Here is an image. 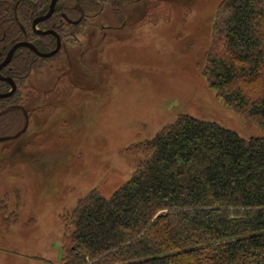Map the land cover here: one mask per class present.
I'll use <instances>...</instances> for the list:
<instances>
[{
	"label": "trees",
	"instance_id": "16d2710c",
	"mask_svg": "<svg viewBox=\"0 0 264 264\" xmlns=\"http://www.w3.org/2000/svg\"><path fill=\"white\" fill-rule=\"evenodd\" d=\"M73 1L95 14L115 2ZM155 1L138 23L170 19L167 1ZM49 2L20 0L23 23L29 25ZM12 3L0 0V22L14 26L7 30L11 38L18 35ZM78 29L63 22L55 30L70 47L77 45ZM34 36L28 40L41 51L55 44L52 36ZM32 58L29 50L16 52L11 65L22 78ZM202 75L220 103L264 126V0L219 3ZM64 82L73 87L67 74L59 78ZM8 88L0 82V93ZM20 100L18 92L0 99V132L20 122L18 109L5 108ZM47 107L53 111V104ZM125 151L142 157L129 180L109 198L90 191L61 216L58 264H264V138L244 139L216 123L180 114L153 138ZM7 198L0 197L2 233L17 219Z\"/></svg>",
	"mask_w": 264,
	"mask_h": 264
},
{
	"label": "rangeland",
	"instance_id": "374dc122",
	"mask_svg": "<svg viewBox=\"0 0 264 264\" xmlns=\"http://www.w3.org/2000/svg\"><path fill=\"white\" fill-rule=\"evenodd\" d=\"M166 1L170 19L157 23H138L155 0L105 5L77 34L83 61L75 56L68 64L59 55L31 71L27 84L60 95L52 99L53 111L38 113L45 98L41 90L31 96L26 131L0 142V197L7 194L9 211L17 214L0 232V264H58L61 216L92 190L109 198L142 159L125 150L180 114L244 139L264 138V126L220 103L202 75L222 0ZM64 69L72 88L57 80ZM14 128L23 129L19 122L6 131Z\"/></svg>",
	"mask_w": 264,
	"mask_h": 264
},
{
	"label": "flooded vegetation",
	"instance_id": "af4514ba",
	"mask_svg": "<svg viewBox=\"0 0 264 264\" xmlns=\"http://www.w3.org/2000/svg\"><path fill=\"white\" fill-rule=\"evenodd\" d=\"M10 1L13 2L12 3L13 4L12 10H13V15H14V21L16 24L15 28H17V30H18L17 31L18 35L14 36L13 38L7 37L8 36L7 30L9 28H14V26L12 27V25H9V23L7 21L2 20L0 22V82L6 83L9 86V88L6 92L0 93V94H6V93L10 92L12 89L10 82L4 80L5 78L9 79L11 82H13L15 89L13 90V93L7 98H10L16 92H18L21 96V100L19 101V103L7 105V106H5V108L6 109L7 108H16L19 110V112L21 113L20 124L22 125V128H23L24 124H25V117H27V119H28L27 127L29 125V111H27V104L31 101L30 100L31 96H33V98L37 97V95L40 92L39 90H41V89H36V88L30 86L29 84H27V80L29 78L31 71L33 69H35L39 65L40 62L47 61L50 58L54 59V58L58 57L59 55H63L65 58L64 62L68 63V64H69V61H72V58L75 56L80 61H83L84 60V54L82 52L77 53V50L79 49V47L77 45L80 46V43H81V38H79L77 36V34L85 32L87 30L86 28L88 25V20L91 16H93V14H92L93 12H90V13L87 12L86 13L84 11V9L82 8V6L80 5V3H78L77 1H73L71 3L70 0H61V1L56 0L51 15L48 18L34 24L35 20H37L39 18H43L44 16H46L48 14L50 4H51V0H50L48 8L46 9V11L32 17L30 24L25 25L23 23L24 20H23V17L21 15V12H19L20 0H10ZM71 7L74 9V11L70 10ZM104 7L105 6H103L102 10L97 12L96 14H98V15L101 14ZM63 22L70 24L75 28H79L76 31V38L78 39L76 46L68 47V46H66V44L64 42H62L60 40L55 29L60 28ZM28 28H29V30H28ZM40 32H46V33H40ZM9 34H11V32H9ZM33 34L36 36H39V37L52 36L55 39V44L53 45V47L50 50L41 51L38 48V46H36L35 44H33L32 42H30L28 40V38H31V39L35 38V36ZM23 43L30 44L31 46H33L35 48L36 51L32 50L29 47H26L25 45L19 46L13 51V53L10 55V58L7 60V56L9 54V52L11 51V49L16 45L23 44ZM57 44H59V48H57ZM20 49L29 50L34 55V58H32L33 66L31 67V69L27 73V75L23 78H22V76H24V75H20L21 73L19 71H17L18 69L11 65L12 60H13L16 52ZM55 49L57 51L49 57H40L38 55V53L49 54V53L53 52ZM71 54H72V57H71ZM83 63L84 62H82V64ZM65 67L69 68V66H67V65ZM16 71L18 72L17 74H16ZM62 74H67V72H65V69L57 77L58 81H59V78L61 77ZM14 78H17V80L20 82L23 81L24 82V84L22 85L23 87L19 88V86L15 83ZM67 78L69 79L68 75H67ZM49 90H50V92H43V90H41L42 91L41 94H43V96L45 98L44 100L46 101V103L43 106L36 107L34 109V112L38 113L37 111L39 109H41L42 107H47L51 104H53V105L55 104V103H52V99L59 97V95H60L58 93L59 90H56L54 88L49 89ZM45 91H46V89H45ZM63 91H61V92H63ZM7 98H0V99H7ZM18 123H16V124H18ZM16 124H14V126H16ZM12 126L13 125L11 124L9 127H7V129L12 127ZM27 127H26V129H27ZM26 129H25V131H26ZM11 130L3 132L4 133L2 135L3 137H0V138H8L5 141L14 140V139L19 137L20 133H22V132H20V129H15V128H14L15 131L12 130L13 132L9 133Z\"/></svg>",
	"mask_w": 264,
	"mask_h": 264
},
{
	"label": "water",
	"instance_id": "95a60500",
	"mask_svg": "<svg viewBox=\"0 0 264 264\" xmlns=\"http://www.w3.org/2000/svg\"><path fill=\"white\" fill-rule=\"evenodd\" d=\"M55 2H56V0H51V4H50V8H49V12H48V14H47L46 16H44L43 18H39V19L35 20V21H34V24L37 23V22H39V21H42V20L48 18V17L51 15V13H52V11H53V7H54V5H55ZM40 33H46V32H40ZM24 45H25L26 47H29V48H31L32 50L36 51L35 48H34L33 46H31L30 44H26V43L18 44V45L14 46V47L11 49V51L9 52V54H8V56H7V60L10 58V55L13 53V51H14L17 47H19V46H24ZM57 48H59V44H57ZM56 51H57V50L55 49L53 52H51V53H49V54H41V53H38V55H39L40 57H49V56L53 55ZM4 80L10 82L12 89H11L10 92H8V93H6V94H0V98H7V97H9V96L13 93V90L15 89V86H14L13 82H11L9 79H6V78H5ZM27 122H28V119H27V117H25V124H24V127H23V129L21 130V132H24V131H25V129H26V127H27ZM6 139H8V138H0V142L5 141Z\"/></svg>",
	"mask_w": 264,
	"mask_h": 264
}]
</instances>
